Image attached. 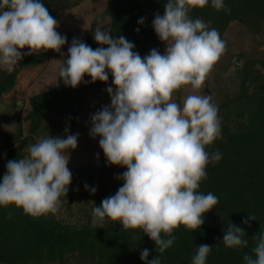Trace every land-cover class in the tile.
<instances>
[{
    "label": "clouds",
    "instance_id": "clouds-1",
    "mask_svg": "<svg viewBox=\"0 0 264 264\" xmlns=\"http://www.w3.org/2000/svg\"><path fill=\"white\" fill-rule=\"evenodd\" d=\"M208 4L209 0H166L164 14L157 13L152 21L158 38L166 44L163 54L153 48L142 57L134 51L133 42L122 35L114 38L109 28L97 26L93 34L101 47L93 49L73 38L59 69L62 82L72 88L87 83L86 75L91 82H108L111 74L115 85L106 89L111 103L90 117V136L100 137L109 164L127 170L117 175L123 184L115 195L92 209L93 224L103 227L107 218L121 223L123 229H141L159 254L173 246L175 229L181 225L193 231L201 228L204 215L219 202L212 192L198 191L208 177V165L222 159L219 151L206 150L222 137L218 106L211 95L190 94L182 105L173 99L185 86L200 90L227 50L210 22L190 15ZM211 6L230 13L224 0H211ZM138 23L143 25L145 19ZM58 27L42 0H0V67L11 73L25 55L48 50L65 55L67 36ZM26 48L27 52L22 51ZM65 132L64 137L37 138L27 156L7 162L0 182V205L14 204L33 217L59 212L61 197L68 195L73 178L69 149L78 147L80 135L68 128ZM250 220H256L255 216L249 214L243 223ZM245 235L243 227L231 223L222 242L227 248H244L248 245ZM253 239L255 258L245 254L243 259L246 264H264V233ZM212 248L199 245L192 264H206ZM159 254L149 260L145 248L140 259L145 264H161Z\"/></svg>",
    "mask_w": 264,
    "mask_h": 264
},
{
    "label": "trees",
    "instance_id": "trees-1",
    "mask_svg": "<svg viewBox=\"0 0 264 264\" xmlns=\"http://www.w3.org/2000/svg\"><path fill=\"white\" fill-rule=\"evenodd\" d=\"M80 1L42 0V3L54 16L59 9L70 8ZM165 3L166 0H104L102 14L110 19L105 30L109 28L114 38L122 35L133 42L136 45L134 51L142 57L153 48L163 54L166 44L158 38L152 21L157 13L164 14ZM224 3L230 13L217 11L209 0L207 6L193 9L190 15L193 19L210 22L209 27L217 29L220 36L228 22L236 20L244 31L264 39V0H224ZM141 18L145 19L143 25L138 23ZM99 21V18L92 21L83 37L74 31L64 34L68 41L64 46L71 45L73 38L81 39L89 46H101L90 38ZM54 54L58 52L48 50L29 55L11 73L0 67V100L13 88L20 69L38 64ZM226 65L230 73L229 89L223 94L214 93L213 97L219 109L222 137L206 147L210 153L219 151L222 159L208 165V177L198 189L205 194L212 192L219 202L204 215L205 223L201 228L193 231L181 225L174 230L173 246L159 254L154 241L141 229H123L121 223L107 218L103 227L94 225L92 209L101 206L104 198L115 195L123 184L117 175L127 170L109 164L97 141V157L80 156L78 158L84 160L69 163L72 183L68 195L61 197L62 205L56 215L33 217L14 204L0 205V264H145L140 259L145 248L149 249V260L159 254L161 264H192V257L201 244L213 246L206 264H246L245 254L255 258L253 236L264 233V47L256 44L248 51L236 53ZM57 79L59 82L48 89L15 99L14 104L19 108L24 104L25 111L17 122L18 127L0 130V182L7 171V162L27 156L29 146L37 138L64 137L66 128L73 134L77 105L83 104L86 93L99 90L104 83L91 82L90 78L87 83L72 88L62 82L59 73ZM106 89H103L100 110L111 103ZM18 107L12 110L17 111ZM9 114L13 115L11 111ZM22 118L27 124L25 128ZM85 184L89 189L96 188L95 194L86 189ZM75 185L81 189L72 212L70 199L76 192ZM249 214L256 220L243 223ZM231 223L245 229L247 247L227 248L223 244L224 231Z\"/></svg>",
    "mask_w": 264,
    "mask_h": 264
},
{
    "label": "rangeland",
    "instance_id": "rangeland-1",
    "mask_svg": "<svg viewBox=\"0 0 264 264\" xmlns=\"http://www.w3.org/2000/svg\"><path fill=\"white\" fill-rule=\"evenodd\" d=\"M104 0H81L75 6L67 9H59L56 15L53 17L59 22V27L56 29L61 35L66 34L69 31H74L80 36H84L89 27L92 25V21L99 18L100 27H104V30L109 25V16H103L102 11L104 10ZM95 31V30H94ZM93 31V32H94ZM91 34V40L95 41L94 34ZM221 38L226 42L227 50L225 56H221L218 62L214 65L212 71L208 75L204 86L195 91L192 89L191 85L185 86L175 93L173 99L183 104L184 98L190 94L197 95H212L214 93L220 92L223 94L229 89L230 81L229 70H227L226 63H230L236 53L248 51L253 45L258 44L260 48L264 47V39L260 35L255 33H249L244 31L242 27L238 24L236 20H231L228 22L225 30L222 33ZM70 44L63 47L62 52L66 55ZM93 49L101 46H91ZM22 51L27 52L28 49H23ZM65 55L61 53L48 56L45 60L38 64H33L30 67L22 68L16 74V80L13 88L3 94V99L0 100V130L3 129H14L18 127L17 122L21 120V116L25 111L24 104L16 106L14 104L15 99L21 97L27 98L30 94L50 88L51 86L57 84L59 80L57 79L59 69L62 65ZM29 55H25L24 58ZM238 57V56H237ZM240 59V57L238 58ZM225 69L223 70V67ZM91 77L85 76L84 80L88 81ZM112 76L109 74V81L104 82L99 90L91 91L85 94L83 104L78 108L76 115V125L73 134L79 133L78 147L75 150L69 149L70 160L69 163L74 161H82L79 159L80 156H94L97 157V141L99 138H92L90 136L91 120L90 117L100 110L101 100L104 95V88H108L115 85L112 84ZM234 80L235 78H231ZM81 83L80 85H82ZM233 87V84H232ZM218 90V91H217ZM111 99V98H110ZM13 107H18L17 111H13ZM78 107V105H77ZM24 108V109H23ZM10 111L13 113L9 114ZM23 127L25 128L27 124L23 121ZM77 156V157H74ZM84 160V159H83ZM78 163V162H76ZM96 165V162H92ZM69 165V164H68ZM76 192L71 197L72 212L76 208V201L80 198L79 192L81 187L75 185L73 188ZM64 216V215H62ZM72 216V215H71ZM93 221V219H91ZM55 262L51 263L54 264Z\"/></svg>",
    "mask_w": 264,
    "mask_h": 264
},
{
    "label": "water",
    "instance_id": "water-1",
    "mask_svg": "<svg viewBox=\"0 0 264 264\" xmlns=\"http://www.w3.org/2000/svg\"><path fill=\"white\" fill-rule=\"evenodd\" d=\"M81 107V104H78V108H80Z\"/></svg>",
    "mask_w": 264,
    "mask_h": 264
}]
</instances>
